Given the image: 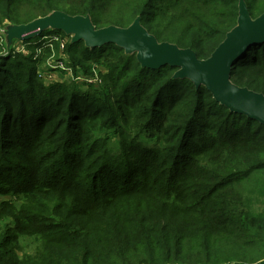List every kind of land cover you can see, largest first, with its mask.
<instances>
[{"label": "trees", "instance_id": "1", "mask_svg": "<svg viewBox=\"0 0 264 264\" xmlns=\"http://www.w3.org/2000/svg\"><path fill=\"white\" fill-rule=\"evenodd\" d=\"M244 2L251 19L264 13V0ZM238 3L0 0V27L55 11L96 29L139 18L159 43L205 60L236 26ZM42 33L22 41L27 53L0 36V264L263 260L264 125L174 78L177 67L142 68L113 43ZM52 53L83 80L46 84ZM229 80L264 95V40Z\"/></svg>", "mask_w": 264, "mask_h": 264}, {"label": "water", "instance_id": "2", "mask_svg": "<svg viewBox=\"0 0 264 264\" xmlns=\"http://www.w3.org/2000/svg\"><path fill=\"white\" fill-rule=\"evenodd\" d=\"M50 29L82 41L88 48L113 43L126 55L135 54L142 68L158 69L164 65L177 67L174 78L188 79L196 87L203 86L219 104L264 125V95L233 85L230 68L245 50L264 40V13L251 19L244 0H239L236 26L213 51L209 58L199 60L189 48L180 49L167 42L159 43L136 18L128 27L108 26L96 29L89 16H69L55 11L24 25L0 28L7 50L14 40L26 41ZM256 264H264V259Z\"/></svg>", "mask_w": 264, "mask_h": 264}, {"label": "rangeland", "instance_id": "3", "mask_svg": "<svg viewBox=\"0 0 264 264\" xmlns=\"http://www.w3.org/2000/svg\"><path fill=\"white\" fill-rule=\"evenodd\" d=\"M1 28V27H0ZM1 29H3V28H1ZM50 32V29H47V30H45V31H43V35H48V33ZM57 32H59V31H57ZM49 37H44L43 39H47L46 41V43H49V39H48ZM30 39H32V41H37V40H39L40 39V36H36V37H33V38H30ZM65 39V38H64ZM66 40V39H65ZM62 42L63 41H61L60 43L62 44ZM44 45V44H43ZM47 45H49V44H45V46L47 47ZM12 48L13 49H15V50H18V51H21V52H23V53H27L28 52V50L26 49L27 47H26V45L24 44V43H22V41H17V40H14L13 41V43H12ZM44 49V48H43ZM61 50V49H60ZM53 55H54V53H52V55H51V57H50V60H48L49 61V66L47 67V69L48 68H50L51 70H48V72H41L40 71V77H42L43 78V81L46 83V84H48V83H55V82H57V81H64V80H71V81H77V82H81V80H83L82 79V77L83 76H81V75H78V76H80V77H78L77 79H73L72 77H73V75L70 73L69 74V72H63L61 69H58V70H56L54 67H55V65H56V63H55V61H54V58H53ZM65 64V63H64ZM66 65V64H65ZM53 67V68H52ZM102 69V68H101ZM103 70V69H102ZM96 75H97V72L95 73ZM95 75V77H97ZM94 77V78H95ZM84 81H86V83L87 84H95L96 82H94L95 80H93V78L92 77H89V78H87V79H84Z\"/></svg>", "mask_w": 264, "mask_h": 264}, {"label": "built area", "instance_id": "4", "mask_svg": "<svg viewBox=\"0 0 264 264\" xmlns=\"http://www.w3.org/2000/svg\"><path fill=\"white\" fill-rule=\"evenodd\" d=\"M62 47H63V44H61V48H62ZM56 67H59L60 69L66 71V72H69L68 69H65V68L62 66V64H59V65L55 66V68H56ZM69 73H70V72H69Z\"/></svg>", "mask_w": 264, "mask_h": 264}]
</instances>
